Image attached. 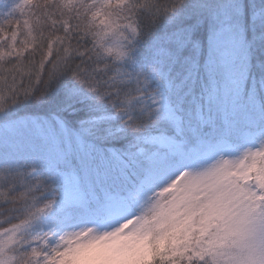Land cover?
Here are the masks:
<instances>
[{"label": "snow or ice", "instance_id": "6c2138e0", "mask_svg": "<svg viewBox=\"0 0 264 264\" xmlns=\"http://www.w3.org/2000/svg\"><path fill=\"white\" fill-rule=\"evenodd\" d=\"M0 264H264V0H0Z\"/></svg>", "mask_w": 264, "mask_h": 264}]
</instances>
